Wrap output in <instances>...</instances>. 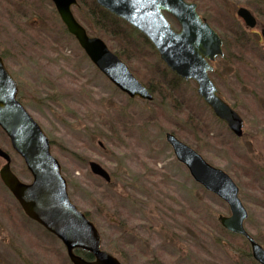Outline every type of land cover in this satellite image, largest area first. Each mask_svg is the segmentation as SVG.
Listing matches in <instances>:
<instances>
[{"label": "rangeland", "instance_id": "obj_1", "mask_svg": "<svg viewBox=\"0 0 264 264\" xmlns=\"http://www.w3.org/2000/svg\"><path fill=\"white\" fill-rule=\"evenodd\" d=\"M196 1L221 37L231 26L243 29L255 50L242 63H233V49L213 62L220 97L244 119L241 138L199 99L193 81L175 82L206 124L198 128L166 100L121 92L69 34L52 0H0V56L19 83L18 97L51 139L72 201L94 214L103 248L124 264H257L244 239L223 231L219 218L230 216L229 205L194 182L166 142L168 133L232 177L249 214L247 232L264 246V0ZM241 7L254 13L257 27H246ZM151 46H141L134 67L122 60L142 84L164 66ZM0 147L11 155L13 172L30 183L2 131ZM90 162L112 182L97 178ZM5 164L0 159V168ZM0 264H70L64 245L26 218L1 180Z\"/></svg>", "mask_w": 264, "mask_h": 264}, {"label": "water", "instance_id": "obj_2", "mask_svg": "<svg viewBox=\"0 0 264 264\" xmlns=\"http://www.w3.org/2000/svg\"><path fill=\"white\" fill-rule=\"evenodd\" d=\"M55 8L90 61L121 92L131 99L153 101V95L129 70L119 57L98 37H90L76 20L73 6L77 0H52ZM112 16L125 21L151 43L160 59L178 79L195 82L197 94L214 115L225 122L235 137L244 134V119L219 95V89L210 78L211 62L223 57L222 39L197 14V5L185 0H96ZM238 15L247 27L257 26L252 12L240 8ZM166 14L173 16L181 26L176 32ZM19 86L0 56V130L10 140L14 150L25 162L31 183L22 182L11 170V156L0 148V158L6 164L0 169L1 182L20 204L23 213L48 233L53 234L66 249L72 264H122L118 258L102 249V237L93 221L71 200L68 182L60 162L52 154L51 140L27 108L20 102ZM166 142L180 164L185 165L194 182L218 196L230 207V216L219 221L229 233L243 236L252 250V257L264 264V247L249 235L245 221L249 214L240 199L239 187L228 173L215 168L174 133L166 135ZM89 168L97 178L112 182L109 173L96 162ZM84 251L94 257L88 261L76 254Z\"/></svg>", "mask_w": 264, "mask_h": 264}, {"label": "trees", "instance_id": "obj_3", "mask_svg": "<svg viewBox=\"0 0 264 264\" xmlns=\"http://www.w3.org/2000/svg\"><path fill=\"white\" fill-rule=\"evenodd\" d=\"M10 12V14L15 18L20 17L19 13L15 10ZM74 12L76 19L86 26L85 28L88 30L90 36H96L105 41L109 50H111L124 62H128L132 67H134V64L138 63L136 59L141 46L145 47L147 44L151 46L150 42L137 33L136 30L130 28L119 18L109 14L105 9L100 8L95 0H78V5L74 7ZM248 36L249 34L246 33V31L243 29H236L234 26L228 28L224 33L222 39L223 44L225 45V50L229 52L233 49V54L236 56L233 58V63L238 64L242 63L244 60H247L248 58H246V55L255 56L253 53L255 50L252 49L253 46H250V44L246 43ZM140 39L141 45H139ZM136 40H138L137 43ZM28 46H30V43ZM176 80L180 81L181 79H178L170 69L165 67V65L161 67L160 64L154 69L151 75L148 74L144 78L142 77L143 84L147 87V89H149V91L152 92L154 100H166V102L169 103V106H171L174 111L179 113L185 112L188 121L198 128L204 123H202V119H200L199 116L191 109L190 103H188L186 99H183L184 94L179 93L175 82ZM105 125L107 126V123H105ZM202 127L204 131L205 126ZM205 133L207 134L208 131H205ZM85 213L90 221L94 220V223L97 222L92 212ZM223 231L226 235L231 236L233 239H241V237L227 233L224 229ZM45 233L57 240L52 234L47 233L46 231ZM123 246L129 247L127 244H124ZM77 254L88 261H92V259H94L92 255L82 250L77 251ZM253 263L256 264L255 262Z\"/></svg>", "mask_w": 264, "mask_h": 264}, {"label": "flooded vegetation", "instance_id": "obj_4", "mask_svg": "<svg viewBox=\"0 0 264 264\" xmlns=\"http://www.w3.org/2000/svg\"><path fill=\"white\" fill-rule=\"evenodd\" d=\"M186 2L188 1V2H191V3H195V4H197V13L198 14H200V17H201V19H202V21H204V22H207L208 24H210V22H208L207 21V19H206V17H204L202 14H201V11H200V4H198L197 3V1L196 0H185ZM212 25V24H211ZM263 35H264V32H263ZM261 39L263 40V38L261 37ZM231 106V105H230ZM232 107V106H231ZM217 118V117H216ZM217 120H219L218 118H217ZM224 126L226 125V123L225 122H222L221 120H219ZM227 126V125H226ZM227 128H228V126H227ZM229 129V128H228ZM231 131V130H230ZM232 133V132H231ZM233 134V133H232ZM1 160H4V159H2V158H0ZM5 162V161H4ZM1 168H3V166L1 167ZM0 168V169H1ZM11 168H12V164H11ZM16 203L18 204V202L16 201ZM19 208L21 209V211L23 212V210H22V208H21V206H20V204H19ZM24 214V213H23ZM34 223V222H33Z\"/></svg>", "mask_w": 264, "mask_h": 264}]
</instances>
